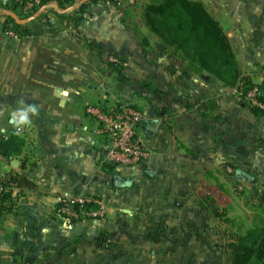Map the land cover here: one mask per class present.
<instances>
[{"label":"crops","instance_id":"crops-1","mask_svg":"<svg viewBox=\"0 0 264 264\" xmlns=\"http://www.w3.org/2000/svg\"><path fill=\"white\" fill-rule=\"evenodd\" d=\"M18 1L0 0V140L14 155L10 165L0 161V177L16 176L22 189L16 213L0 221V264L199 260L209 243L201 231L216 220L213 204L232 187L264 183V119L184 52L164 51L139 17H131L130 36L120 28L124 19L99 13L71 30L61 22L73 16L49 13L58 8L47 4L33 15L31 34L14 39L2 7ZM223 6L214 17L240 55L239 70L262 71L255 74L260 84L264 0H223ZM117 54L131 74L105 87L114 79L105 55ZM87 101L133 103L144 112L140 133L150 152L144 165L104 162L105 140L93 132ZM31 105L39 115L18 124ZM76 195L110 206L107 218L78 224L81 235L57 210L58 197Z\"/></svg>","mask_w":264,"mask_h":264},{"label":"trees","instance_id":"trees-1","mask_svg":"<svg viewBox=\"0 0 264 264\" xmlns=\"http://www.w3.org/2000/svg\"><path fill=\"white\" fill-rule=\"evenodd\" d=\"M26 1L28 0H19L15 5L2 7V12L7 18L5 29H13L20 37L31 34V21H18L21 6ZM98 1L101 0L80 1V11L85 10L90 3ZM51 2L57 4L58 10H65L73 5L74 0H43L40 7ZM39 8H36V12ZM143 18L161 39L160 46L163 50L174 47L176 51L184 52V55L199 70L210 72L218 79L230 84L231 87L237 88L241 85L243 78L239 75V66L230 43L219 21L210 14L203 2L161 0L158 3L148 4ZM243 83L246 93L253 85H248L247 80ZM255 86L259 91L258 99L264 103V80ZM239 97L251 112L258 118L264 119L263 109L257 106L251 107L244 100V94ZM0 150L5 155L12 154L3 140L0 141ZM13 178L18 180L16 176ZM262 200H264V195ZM12 206L16 205L5 207L2 203L0 211L12 208ZM227 247L231 264H264V225L254 226L245 230L244 233L230 238Z\"/></svg>","mask_w":264,"mask_h":264},{"label":"rangeland","instance_id":"rangeland-1","mask_svg":"<svg viewBox=\"0 0 264 264\" xmlns=\"http://www.w3.org/2000/svg\"><path fill=\"white\" fill-rule=\"evenodd\" d=\"M82 0H74L73 5L66 8L65 10H50L49 13L56 14L60 13L63 15L73 16L72 21L62 20L61 25L64 26L70 25L69 29L77 30L78 26L81 25L82 20L87 17V15H91L93 13H99L109 16H116L124 19L121 24V29L126 32V35H131V25L134 23L131 22V17H139V20L143 23L145 20L143 18L144 11L148 4L150 3H158L161 0H121L120 2L115 3H107L105 0L98 1L99 3H90L89 6L80 11L79 3ZM201 1L206 6L207 10L211 15L217 16L224 12L223 0H196ZM216 4H215V3ZM55 2H51L49 4H53ZM40 7V6H39ZM36 7V8H39ZM58 8V7H57ZM43 10L42 7L37 11L40 13ZM36 9L32 12H29L27 15L20 14L18 16V21L25 22L33 19V15H35ZM86 16V17H85ZM32 22V20H31ZM65 27V26H64ZM61 27V28H64ZM146 31V30H145ZM156 43V42H155ZM158 43V42H157ZM160 43V42H159ZM156 45V44H154ZM156 48L152 49V51L156 50ZM238 48H236V51ZM235 54V53H234ZM158 55L154 54V57ZM237 58L240 59V55L236 54ZM108 67L113 69L114 79L112 82H105L106 86H111V83H115V80L127 78L128 75L131 74L130 68L126 65V57L122 54L117 55H105ZM126 58V59H125ZM131 59V57H129ZM237 61V60H236ZM240 61V60H239ZM238 64V62H237ZM112 71V70H111ZM262 71L256 70H240L239 75L243 78V81L247 80L249 82L248 85L255 86L256 75L257 73ZM111 77V73L109 75ZM122 79V80H123ZM118 82L119 86L121 85V80ZM243 81H241L243 83ZM117 85V84H116ZM234 87V86H233ZM112 89L115 90L114 84H112ZM118 89V86H117ZM91 103L87 101V104ZM117 104V103H115ZM250 110V109H249ZM15 135V134H14ZM1 141V140H0ZM14 158V157H13ZM9 165V164H8ZM259 187L254 183L249 187L243 186L242 191L234 190L232 187V192L227 193L226 200L221 201L220 204H213L214 211L216 213V220L213 221L214 224L210 223L209 230L201 231L200 238L203 240H209V243L205 244L203 247V254L201 253L199 260L194 263L188 261H178V262H170L169 264H231L229 259V249L227 247L229 238L234 237L236 235L242 234L245 230L252 228L254 226H263L264 225V200H262L264 195V183H257ZM239 185V184H238ZM262 185V186H261ZM262 187V188H261ZM260 188V190H259ZM59 198V197H58ZM57 198V201H58ZM20 203V201H19ZM225 205L226 214H223V209L221 206ZM5 206V205H4ZM16 206H12V208H5L2 212L0 211V221L9 220L12 216L10 214H15L17 210ZM7 207V206H5ZM251 212H249L248 210ZM58 213L61 217H63L62 213L59 211L57 206ZM9 216V217H8ZM202 245V244H201ZM202 248V246L200 247ZM209 255V258L206 255ZM203 255V256H202ZM203 258V260H202ZM165 264V263H163Z\"/></svg>","mask_w":264,"mask_h":264},{"label":"built area","instance_id":"built-area-1","mask_svg":"<svg viewBox=\"0 0 264 264\" xmlns=\"http://www.w3.org/2000/svg\"><path fill=\"white\" fill-rule=\"evenodd\" d=\"M43 0H28L21 6V14L27 15L36 7L41 5ZM121 0H105L107 3L120 2ZM6 33L11 38L20 37L11 28L6 29ZM244 83L235 88L234 93L241 96L251 107L257 106L264 110V103L261 102L259 91L256 86H252L246 93ZM86 114L95 124L93 132L101 139L105 140L104 162L121 168L139 167L145 164L150 152L140 133V127L145 122L144 112L133 103H117L107 105L106 103H88ZM21 132L22 128L19 127ZM14 155H5L0 150V161L12 164ZM243 187L238 186L237 191H242ZM22 189L13 175L0 177V205H16L19 203V195ZM4 200V202H3ZM59 211L62 213L66 224L74 228L78 224L91 220H101L107 218L109 204L96 196L76 195L71 197H59L57 201Z\"/></svg>","mask_w":264,"mask_h":264},{"label":"clouds","instance_id":"clouds-1","mask_svg":"<svg viewBox=\"0 0 264 264\" xmlns=\"http://www.w3.org/2000/svg\"><path fill=\"white\" fill-rule=\"evenodd\" d=\"M29 114L32 115H39V109L36 105H31L28 108L21 110V115L19 118V121L17 122L18 124H30L31 120L29 117Z\"/></svg>","mask_w":264,"mask_h":264},{"label":"water","instance_id":"water-1","mask_svg":"<svg viewBox=\"0 0 264 264\" xmlns=\"http://www.w3.org/2000/svg\"><path fill=\"white\" fill-rule=\"evenodd\" d=\"M81 230H82L81 225H77V227H76V229H75V233H76V235H81Z\"/></svg>","mask_w":264,"mask_h":264}]
</instances>
